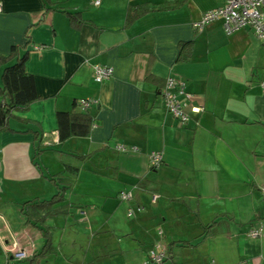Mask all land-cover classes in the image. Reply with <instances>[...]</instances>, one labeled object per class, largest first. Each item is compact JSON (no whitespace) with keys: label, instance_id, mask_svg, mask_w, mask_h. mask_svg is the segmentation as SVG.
I'll use <instances>...</instances> for the list:
<instances>
[{"label":"crops","instance_id":"1","mask_svg":"<svg viewBox=\"0 0 264 264\" xmlns=\"http://www.w3.org/2000/svg\"><path fill=\"white\" fill-rule=\"evenodd\" d=\"M223 1L0 0V57L25 54L38 95L0 128V264H146L156 242L164 264H264V45L193 27ZM136 5L155 9L127 24ZM98 64L113 69L100 83ZM168 76L203 108L184 125L163 106ZM72 109L92 122L62 142L56 113Z\"/></svg>","mask_w":264,"mask_h":264},{"label":"built area","instance_id":"2","mask_svg":"<svg viewBox=\"0 0 264 264\" xmlns=\"http://www.w3.org/2000/svg\"><path fill=\"white\" fill-rule=\"evenodd\" d=\"M101 0H92L94 6L100 5ZM1 10V3H0ZM220 20L223 25L224 32L231 34L234 31L243 28H249L255 37L264 45V0H224L223 4L206 10L199 20L193 23L196 30L202 29L206 24L213 21ZM35 48H38L36 46ZM112 67L104 64H98L93 67V79L100 83L109 79L112 75ZM260 87L264 88V72L259 80ZM163 106L165 110L170 113L179 124H186L192 114H198L202 111V107L193 104L194 94L188 92L185 88V82L177 80L174 77H166L161 90ZM92 99H78L76 105L82 110L86 111ZM120 151H136L137 147L126 145H118ZM162 162V153L160 151H150L148 154V164L151 169L157 168ZM262 197H264V189L261 190ZM118 197L121 200L128 201L131 199L130 193L120 191ZM155 198V195L153 196ZM141 206L136 209L131 207L127 210V215L131 216L135 211L140 212ZM80 214H84V210L80 209ZM261 227L250 228L248 235L251 237L260 236ZM161 231H159V234ZM10 258L22 260L27 258V253L23 249L14 245L10 248ZM167 248L161 242H156L147 252L146 264H164L167 260Z\"/></svg>","mask_w":264,"mask_h":264},{"label":"trees","instance_id":"3","mask_svg":"<svg viewBox=\"0 0 264 264\" xmlns=\"http://www.w3.org/2000/svg\"><path fill=\"white\" fill-rule=\"evenodd\" d=\"M154 9V7L141 5L130 6L126 13V23L129 24L139 16ZM67 14L72 25L78 26L81 23L77 14ZM187 46L188 43L181 44L180 50L184 51ZM12 59L14 61L5 65L0 76V128L2 129L7 128L8 118L12 115L13 110L26 107L38 99L34 78L24 68L26 55L19 56L18 49L13 47L10 55L0 57V64ZM56 120L59 139L62 142L71 136H85L92 122L88 113L74 109L68 112L58 111ZM33 259L30 260L29 264H33Z\"/></svg>","mask_w":264,"mask_h":264}]
</instances>
